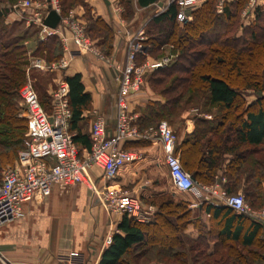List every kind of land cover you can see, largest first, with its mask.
I'll return each mask as SVG.
<instances>
[{"label": "trees", "instance_id": "obj_1", "mask_svg": "<svg viewBox=\"0 0 264 264\" xmlns=\"http://www.w3.org/2000/svg\"><path fill=\"white\" fill-rule=\"evenodd\" d=\"M5 1L0 0V3ZM60 2L64 13L77 6L84 7L89 36L97 40L106 55H111L115 36L111 25L92 16L86 0ZM159 2L136 0L134 5L131 0H119L128 19L134 16L136 6L149 8ZM247 4L248 0L224 1L219 13V0H206L193 12V21L185 24L183 30L176 20L179 10L176 4L153 18V24L163 27L147 40L149 53H162L164 48L173 46L178 57L173 66L156 70L146 77L154 91L161 86L159 94L164 101L149 100L136 126L143 131L157 128L162 121L173 124L185 107L205 94L202 107L206 112L211 108L217 111L211 120L198 118L197 130L177 145L182 166L193 172L191 175L196 181L213 183L224 156L231 155L225 172L227 193L235 195L243 188L247 201L260 209L264 206V6L257 7L254 21L243 25L239 21ZM6 15L0 9V38L6 31ZM21 49L14 39L0 43V127H3L0 130V179L3 168L17 160L18 149L27 132V120L19 117L17 105L25 75L14 57ZM35 54L53 63L62 58L63 49L59 39L52 37L38 42ZM251 67L258 71L253 73ZM170 79H173L171 83ZM65 81L69 85L72 112L70 132L79 150L89 152L91 134L83 133L80 123L84 112L91 109L92 96L85 90L81 74L65 77ZM245 90L255 92L254 101H247L242 93ZM152 204L158 208L153 223H139L124 214L118 226L122 235L113 236L100 264H119L136 248L146 258L147 251L143 249L147 242L159 245L156 258L166 264H264V241L256 243L254 248V233L247 235L243 230L247 219L254 227L262 229L249 216L237 215L228 206L214 209L210 203H205L200 210L211 209L210 217L216 218L217 223L210 227L198 221L199 235L193 238L185 234L187 226L195 221L188 203L161 196ZM190 257L193 263L188 262Z\"/></svg>", "mask_w": 264, "mask_h": 264}, {"label": "built area", "instance_id": "obj_2", "mask_svg": "<svg viewBox=\"0 0 264 264\" xmlns=\"http://www.w3.org/2000/svg\"><path fill=\"white\" fill-rule=\"evenodd\" d=\"M45 1V14L40 4L33 0H22L10 9L18 14H27L28 23L39 28L41 42L57 37L61 43L63 57L58 62L47 65L43 60H37L33 66L41 70L65 69L73 59L85 55H92L99 61L112 65L118 83L114 111L116 124L114 132L110 133L106 117L97 115L91 129V149L86 155H81L70 132L72 112L67 82H59L57 90L52 93V112L49 114L28 78L20 91L26 107L28 138L24 148L18 153L16 163L4 171L0 182V227L20 218L28 203L50 197L54 186L70 187L80 184L87 185L97 196V204L137 221H146L152 215V209L144 210L138 197L121 192L113 185L122 168L137 160V154L126 149L128 143L142 136L136 126L138 116L133 112V103L149 96L146 77L156 70L170 66L178 54H169L161 61L148 60L150 46L145 37L144 24L137 31L126 27L125 60L117 62L102 53L97 40L89 36L87 24L82 17L73 11L66 17L63 16L60 0ZM108 1L114 12L120 15L122 10L117 1ZM205 1L160 0L156 7L159 12H163L171 4H176L179 7L176 20L185 25L193 21V12ZM223 2H219V13L223 10ZM258 2L259 0H250L243 17L252 16L259 7ZM30 8H33L31 14L28 11ZM51 10L61 15V21L55 29L44 25ZM154 133L163 145L164 162L174 190L192 193L196 198L188 203L190 210H198L205 203L223 204L239 215L249 216L264 229V206L254 209L246 202L243 194L229 195L220 191L217 185H204L183 168L177 153V136L167 121H162ZM95 168L101 171L100 178L92 176L91 170ZM112 241V236L106 239L109 246ZM0 264L12 263L0 253Z\"/></svg>", "mask_w": 264, "mask_h": 264}, {"label": "crops", "instance_id": "obj_3", "mask_svg": "<svg viewBox=\"0 0 264 264\" xmlns=\"http://www.w3.org/2000/svg\"><path fill=\"white\" fill-rule=\"evenodd\" d=\"M86 2L95 17H100L112 25L115 36L111 58L117 62H123L126 56V37L119 36L116 32L122 31L126 23H123V19L113 12L108 0H86ZM258 3L259 6H264V0H259ZM153 10V6L149 8L136 6L133 23L128 24L129 29H140L146 24V15L152 13ZM72 11L84 18L85 9L83 6H78ZM254 15L255 12L250 16L252 20H254ZM6 22L11 24L13 18L11 16L6 18ZM31 69H35V67H31ZM50 70L54 73L53 81L57 85L59 82L65 81V77L82 75L85 90L92 96L91 109L84 112V119L80 123L83 133L91 134L92 124L97 115H104L107 119L109 132H114L118 83L112 65L99 61L92 55H85L73 59L65 69ZM149 100L163 102L152 98L151 91H149L148 97L138 99L133 103L132 109L138 119ZM198 118L211 120L212 115L200 113L199 109L184 110L180 121L171 124L177 136L178 145H181L186 137L197 130L199 127ZM155 129L150 127L141 130L142 136L126 145V149L137 154V160L122 168L113 185L121 192L138 197L144 210L152 209V215L148 220H136L143 224L154 222L158 208L152 204V201L156 198L172 193L177 199L186 203L196 199L192 193L171 191L173 186L164 162L163 145L156 137ZM231 159L232 156L226 154L221 167L216 170L215 182L202 184L217 185L220 191L227 193L225 172ZM189 173L193 174V172ZM91 174L94 178H100L101 171L95 168L91 170ZM238 193L245 196L243 188H240ZM248 204L254 208L249 202ZM210 205L214 209L227 207L215 203H210ZM209 213H211V209L208 211L192 210V219L195 221L187 226L185 234L197 238L199 235L198 221L213 227L217 223V219L214 217L211 219ZM123 217V214L97 204V196L87 185L80 184L70 187L57 185L53 187L50 197L28 203L20 218L0 227V253L12 264H100L105 250L109 248L106 239L115 234L122 235L118 226ZM243 230L247 235H250L251 232L254 233L252 237L254 248L257 247L256 243L258 245L260 241H264L263 227L262 229L260 226L254 227L252 221L247 219L243 224ZM155 243L147 242L146 248L143 249L147 251L146 258L140 252L141 250L136 248L134 253L129 257L126 256L119 264H166L156 258L160 248ZM148 256L150 258H147Z\"/></svg>", "mask_w": 264, "mask_h": 264}, {"label": "rangeland", "instance_id": "obj_4", "mask_svg": "<svg viewBox=\"0 0 264 264\" xmlns=\"http://www.w3.org/2000/svg\"><path fill=\"white\" fill-rule=\"evenodd\" d=\"M21 1L22 0H6L3 3H0V9L3 12L7 13L6 18H8L10 16L13 18V22L11 24H7L6 19H5L6 31H5V34L2 33V37L0 38V43H7L8 41L14 39V41L18 42V45H20V47H22L23 50L21 49V50H18L16 52L17 56L14 57V60L16 61V64L18 65V68L21 69L24 72V75H25L24 84L28 81V78H30L31 82L34 85L35 90L37 91V93L39 95V98H40V101H41L42 105L44 106L46 111L49 114H51L52 110H51V106H50V104H51V96L50 95H52V93H54L57 90L58 85L53 81L54 73L51 72V70H47V69L46 70H41L39 68L31 69V67H33L34 63L36 62V59L37 60L42 59L47 65L52 64V63H48L47 59L45 57H43V55L35 54L34 50L37 47L38 42H41L39 40V31H40L39 28L36 27L35 24L31 25V24L28 23L29 20L27 18L28 16H27L26 13L25 14L23 13V15H22V14H18L16 12H12L10 10V9H13V7L15 5L19 4ZM116 1L119 4V0H116ZM223 1H225V0H223ZM33 2L36 3V4H40V7L42 8L44 14L47 12V9H46V4L47 3H46L45 0H33ZM131 2L135 5L136 0H131ZM219 2H220V0H219ZM249 2H250V0H248L247 6L249 5ZM247 6H246V8H247ZM77 7H75V8H77ZM33 8H30L28 10L30 14L33 12ZM75 8H73V9H75ZM120 8L122 10L121 13H120L121 16L119 14H117V15L120 18L123 19V23H126V25H125V28H123L121 33H118V32H116V33L119 36H124V33H125L124 31H125L126 27L129 26L128 24H130L131 22L133 23V17L131 19L126 18L125 14H124L125 8L122 5H120ZM153 8H154L153 12L148 14V15H146V19H145L146 25L144 26V30H145V37L147 39H149V37L153 34V32L155 34H157L158 30L162 29V27H163L161 25L156 26L155 24H153V21H152L153 18L158 13H160L158 7L153 5ZM73 9H70L66 13H64L62 11V15L66 17L69 14V12L72 11ZM85 12H86V10H85ZM113 12H114V10H113ZM91 15L95 17V14H94L93 11H91ZM254 19H255V15H254ZM83 20L88 25V21H87V19L85 17V13H84ZM252 21H254V20H252L250 17L245 18V17L242 16L240 21H239V23H241L243 25H248V23H250ZM116 23H118V22H116ZM178 25H179L180 29H182V30L184 29V25H181L179 23H178ZM120 27L122 28L121 24H120ZM137 30L138 29H134L133 31H137ZM114 34H115V32H114ZM260 42H261V39H260ZM102 53L104 55H106L103 51H102ZM176 53L177 52L175 51V48L171 49L169 47H166V48H164L162 53L161 52H159V53H149L148 60L161 61L167 55L176 54ZM106 56H108V55H106ZM108 57H111V55H109ZM18 61H19V64H18ZM175 63H177V58H175V60L173 61V63L171 65L173 66ZM180 63L184 65V62L180 61ZM178 64H179V62H178ZM181 64H179V65H181ZM251 70L253 71V73H256L258 71L257 68H255V67H251ZM172 81H173V79H170L169 83H171ZM238 85H239V82H238ZM148 86H149L148 87L149 91H151L152 98L164 101V98L159 94V91L162 89L161 86L158 87L156 89V91L153 90V88L151 87L150 82H148ZM20 91H21V88L18 91L19 97H17V105H18V108H19V112L18 113H19V117L20 118H23V119L27 120V118H26V107H25V105L23 103L22 97L20 95ZM242 93H243V95H245L247 101H249V102L254 101L256 94H255V92L253 90H247V91L245 90ZM205 98H206V95L203 94L202 97L194 99L193 102L189 106L185 107V110L199 109L200 113H206V114L213 115L217 111L216 108L214 110L211 108L210 110H207L208 112H206V109L202 107V105H204ZM186 99H184L182 101L183 105L185 104ZM181 114H182V112H181ZM181 114L174 118V121H173L174 123H177V122L180 121ZM168 123L171 125L170 121H168ZM27 126H28V122H27ZM0 130H3V127H0ZM27 138H28V132H26L23 135L22 145L18 149V153L24 148V145H25V142H26ZM18 153H17V157H18ZM80 154L81 155H86L87 152H83L81 150ZM15 163H16V160H15V162L12 165H8V166H5L3 168L2 173H1V179H0L1 181L3 179L4 171L6 169H8L9 167L14 166ZM171 191L175 192V190L173 188L171 189ZM237 194H239V193H237ZM163 198L164 199L173 198L174 201H181V200L177 199L172 193L166 194L165 196H163ZM202 257L203 256L200 257V261L203 262L204 260H203ZM192 261L193 260L191 259V257L188 258V262L189 263H193Z\"/></svg>", "mask_w": 264, "mask_h": 264}, {"label": "water", "instance_id": "obj_5", "mask_svg": "<svg viewBox=\"0 0 264 264\" xmlns=\"http://www.w3.org/2000/svg\"><path fill=\"white\" fill-rule=\"evenodd\" d=\"M60 21L61 15L57 11L51 10L46 19L44 20V25L49 28L55 29L59 25Z\"/></svg>", "mask_w": 264, "mask_h": 264}]
</instances>
